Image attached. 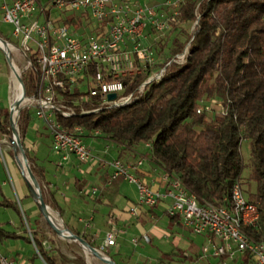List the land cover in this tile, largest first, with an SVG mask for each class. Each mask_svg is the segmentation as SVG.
I'll return each mask as SVG.
<instances>
[{
	"label": "trees",
	"instance_id": "obj_1",
	"mask_svg": "<svg viewBox=\"0 0 264 264\" xmlns=\"http://www.w3.org/2000/svg\"><path fill=\"white\" fill-rule=\"evenodd\" d=\"M178 11L172 46L168 41L170 34L157 45L160 51L169 46L172 56L163 67L188 49L183 63L169 65L161 80L152 81L145 93L130 105L71 119L58 116V119L65 126L80 125L90 132L99 130L102 138L126 149L150 144L144 157L181 179L200 201L231 206L233 187L240 182L260 213L257 226L244 230L251 238L264 242V0H184ZM73 21L80 23L77 19ZM186 34L189 35L184 39ZM154 70L145 66L141 74L128 79L129 92ZM38 79L36 65L34 71L24 73L28 96L34 94ZM212 99L222 104L225 114L198 113V108ZM35 118L33 111H22L19 138L45 203L63 217V210L51 198L53 194L44 187L48 184L45 167L26 146L29 127ZM9 121L10 112L0 108V135L10 136L15 147L7 130ZM246 139L250 141L247 164L242 153ZM15 152L20 153L18 149ZM247 167L249 175L245 184L243 176ZM123 182V177H106L99 187V197L114 202ZM0 206L15 210L22 219V235L0 225V245L24 239L33 247L34 241L46 264H68L65 257L58 262L45 248L15 200L3 198ZM153 208L156 207L150 209ZM168 217L173 223L179 221L175 216L168 214ZM24 219L31 228L33 241ZM80 238L91 244L85 236ZM35 258H40L36 252ZM217 260L218 264L225 261ZM228 264H249V261Z\"/></svg>",
	"mask_w": 264,
	"mask_h": 264
},
{
	"label": "built area",
	"instance_id": "obj_2",
	"mask_svg": "<svg viewBox=\"0 0 264 264\" xmlns=\"http://www.w3.org/2000/svg\"><path fill=\"white\" fill-rule=\"evenodd\" d=\"M183 1L167 0L163 5L174 11L165 15L159 7L137 0H0L3 21L12 26L11 38L16 41L0 37L16 90L10 98L7 127L14 149H18L21 113L29 109L48 126L52 151L62 162L72 158L81 163L93 161V149L86 140L101 137V132H90L80 125L65 126L58 116L71 119L130 105L152 81L161 80L169 65L183 63L188 49L129 92L127 80L141 74L145 66L155 65V53L147 45L148 35L158 39L173 31ZM15 53L22 58L24 70ZM35 65L39 70L38 85L34 94L28 96L23 74L34 71ZM112 94L116 95L114 100L109 98ZM203 112L225 114L217 99L200 106L198 113ZM0 156H5L1 140ZM144 164L143 159L134 163L116 159L111 163L113 178L123 177L137 187L138 201L130 209L132 217H139L143 208L164 205L166 212L177 217L194 236L207 238L202 258H224L221 264L244 259L249 264H264V242L251 238L244 230L257 226L259 209L248 199L240 182L233 187L231 206H217L200 201L181 179L168 172L164 171L160 178L161 187L157 186V179L141 177L138 173ZM120 233L113 225L105 233L102 249L116 247ZM29 234L33 241L30 231ZM61 236L73 239L69 229L62 230ZM144 240L150 242L149 237ZM33 248L43 260L34 241ZM0 264L21 263L0 253Z\"/></svg>",
	"mask_w": 264,
	"mask_h": 264
},
{
	"label": "rangeland",
	"instance_id": "obj_3",
	"mask_svg": "<svg viewBox=\"0 0 264 264\" xmlns=\"http://www.w3.org/2000/svg\"><path fill=\"white\" fill-rule=\"evenodd\" d=\"M139 2H148L151 5L157 6L160 8L161 13L165 15H171V13L174 11L173 8L165 7L163 4L167 0H137ZM163 5V6H162ZM191 26V25H190ZM189 28L191 29V27ZM188 28V30H190ZM88 29H92L91 26L88 27ZM12 31V26L10 24H6L3 21V14L0 13V37L5 40L9 39L11 42L15 43L13 39L11 38L10 32ZM188 33V32H187ZM170 34V35H169ZM168 41L170 42L169 46H172V41L176 37V34L172 31L168 34H166L163 37H159L158 39L155 38L154 35L149 34L147 37V45L152 47V50L155 53L156 59H155V65L153 68H155L154 71H158L161 68H163V64L169 59V57H172L169 51V46L164 49V51H160V47H158L157 43L166 41L167 36ZM189 34L184 35V39L188 37ZM178 36V35H177ZM183 36V35H182ZM165 39V40H163ZM156 42V43H155ZM161 46V45H160ZM171 49V48H170ZM34 52V51H33ZM16 61L18 62L19 67L21 70H24V62L21 57L17 56V53H15ZM24 76V74H23ZM14 92H16L13 82V77L11 73V65L9 63V60L7 58V55L5 51L0 47V108L3 112H7L10 109V98L13 95ZM216 112L219 111V107L216 108ZM32 125H36L37 120L36 118L33 120ZM37 131L41 135L40 138L36 137V134L34 130L29 129L28 131V137L27 139L30 140V142L33 141L35 145L38 144V146L41 147V155L42 159H45L47 161V164L51 167L54 166V162L51 160L53 154L52 151V145L50 140L48 139L49 135L51 136L50 130L47 125H45L42 121L37 124ZM49 131V132H48ZM52 137V136H51ZM0 140L2 141V149L4 152V158L2 159V165H0V175L2 179L4 178L8 186H10L14 190L13 199L20 205H23L24 207V214L29 219L30 225L33 230L37 231L39 239L44 243V246L46 249L50 250L51 254L57 259L58 262L62 261V257H65L68 260V264H107L103 260H101L97 255H94L91 251L86 249L83 244L77 240V239H65L61 236L59 232H57L55 226L61 230L69 229L73 232L75 236H85L87 240L91 243L89 244L90 247L95 248L99 250L102 254H104L107 258H110L113 262L116 264H171L166 259L168 257L174 258L175 260H172L174 264H192L193 261H199V258L201 260V254H202V237L201 236H194L190 231L183 228L180 224H172L170 223L168 217L165 219H152L148 225L147 220H151V218L148 217V215H152L151 212H143V216H139L137 219H134V221L138 224H132L130 226V235L127 236L125 239H128L127 245L124 246V252H121V237L123 234L120 233L117 244L120 245L119 247H112L108 249H102V242L98 239H95L94 237H91L87 232L82 235V231L84 229H77L69 223V221L65 218H62L61 215L54 211L52 208H49L50 215L52 214L56 218V222H50L45 214H42L40 212L39 218L32 216L33 211L28 209L26 207L27 200L24 199L18 188L17 179H16V173L14 172V168L12 166L11 162V155L8 147L10 146V137L9 136H0ZM30 142H27L31 147L30 149L34 148V145H32ZM28 145V146H29ZM143 148V146H142ZM142 148L139 149V151H142ZM242 153L245 159V163L247 164L250 160V141L244 140L242 144ZM14 154V153H13ZM15 155V154H14ZM95 157V155H94ZM18 159V165L19 169L21 171V175L29 181L31 188L33 190V193L37 196V190L36 185L32 182L30 173H29V163H26L23 160L22 153H19L17 155ZM96 159V157H95ZM51 160V161H50ZM77 161V160H76ZM94 161V162H93ZM90 163H80L82 166V169H90L92 168V171H99L100 165H99V159L93 160ZM55 167V166H54ZM68 173V171H67ZM248 175H249V168L247 167L244 172L243 181L245 184L248 181ZM71 176L73 178L78 177L81 181L86 180L87 186H90V188L95 184L97 181H95V174L93 173L91 176L93 178H84L83 175L72 171ZM83 177V179H82ZM69 179H72L71 177ZM128 187L131 189L130 196L133 200H135L136 193L138 192L137 188L133 184H128L129 182L126 181ZM124 182L122 183V185ZM244 184V183H243ZM245 188L246 186L243 185ZM252 190H255V185L252 187ZM93 194L96 193V191H92ZM72 210H75L76 207L72 205ZM32 217V218H31ZM11 219H15L17 222L18 220V213L13 209L3 208L0 207V222H8ZM157 220V221H155ZM25 227L28 231H30V226L27 223V221L24 219ZM92 220H86L84 221L85 225L84 228L87 229L90 225ZM155 221V222H154ZM88 224V225H86ZM160 227V229H163L164 231L168 232L169 235H177L182 239L184 242L180 247L177 248V244L173 245L172 239H153V241L146 242L144 240V236L148 232L149 228L152 226ZM6 226L13 229L12 224L6 223ZM122 228V227H121ZM120 231L122 232V229ZM14 230V229H13ZM125 232V231H124ZM25 235V234H24ZM78 236V237H80ZM132 238H136L131 243ZM185 243V244H184ZM135 246H134V245ZM193 247L189 252H192L194 255H197V253H200V257H197L196 260L190 257V259L187 258H180V255L183 252V250L186 247L191 246ZM117 249L119 251L116 253ZM34 252H36L33 248V251L30 248V245L26 242V240H21V245H19L18 241L9 240L5 243L0 245V253L3 256H7L10 258V256L16 255V254H22L26 258H29L31 256H34ZM140 252V253H139ZM167 252L172 255L168 256ZM174 252V254H173ZM122 256V257H121ZM182 259V260H179ZM205 260V262H204ZM203 262H200V264H218V260L215 258H207L204 259ZM172 262V264H173ZM34 264H45L41 258H35Z\"/></svg>",
	"mask_w": 264,
	"mask_h": 264
},
{
	"label": "crops",
	"instance_id": "obj_4",
	"mask_svg": "<svg viewBox=\"0 0 264 264\" xmlns=\"http://www.w3.org/2000/svg\"><path fill=\"white\" fill-rule=\"evenodd\" d=\"M12 1V0H10ZM1 5V4H0ZM37 120V119H36ZM37 120L36 125H32L31 123L29 129L34 130L36 137L40 138L41 135L38 133L39 131L36 130L37 124H39ZM49 132V131H48ZM50 134V133H49ZM48 139L51 142L52 145V137L49 135ZM30 142V140L27 139L26 141V146L30 150L32 155H36L39 159V163L42 164L45 169H46V180L48 184L44 187L47 192H50L53 194V198L57 204L60 206V208L63 210L64 216L62 218H65L69 221V223L73 226H78L74 228H81L84 229L82 231V235L87 232L91 237H94L95 239H98L102 242L104 241V236L107 231L110 230V228L115 225L118 228L122 229L121 234L123 236L121 237V252H124V246L127 245L128 239H125L127 236L130 235V226L132 224H138L134 221V218L130 214V209L137 203L138 201V192L136 193L135 200L131 198V189L127 186H125L126 181L124 180V184L121 185L119 193L117 197L115 198L114 202L110 203L107 197H99V187L101 186V183L104 181V179L107 177H112L113 175V168L111 167V163L116 160V159H121L125 162H137L141 159L145 161L144 166L142 167V170L138 173L141 177L147 178L151 180L152 178L157 179V186L162 185V181H160V178L163 174L162 168H160L158 165L154 164L153 162L150 161V159H146L143 155L147 151L146 146H139L136 149H126L123 146H118L114 142H111L107 139H104L102 137L99 138H88L86 140L87 144H89L92 149L93 153L96 157L94 160H100L99 165L100 169L99 171H92V168L90 169H82V166L80 165L79 161L75 158H72L68 162H62L60 160V157L57 155H52V161L54 162V166L51 167L50 165L47 164V161L45 159H42L41 155V147L35 145L32 142H30L32 145H34L33 149H30V145L27 143ZM29 145V146H28ZM52 147V146H51ZM142 148V151H139V149ZM11 155V162L12 166L14 168V172L16 173V179H17V184H18V190L21 194V196L27 200V205L26 207L30 210H32L34 218L37 217L39 218L40 212L42 213L40 204L38 202L37 196L33 193V190L31 188V185L25 177L21 175V171L19 169V163L17 159V154L15 152V149L12 144L8 147ZM15 155H14V154ZM54 154V153H53ZM150 156V155H148ZM50 160V161H51ZM94 162V161H93ZM90 163V162H88ZM68 171V173H67ZM72 171H75L86 179L89 176L90 178H93L91 175L94 173L95 174V181H97L93 186L90 188V186H87L86 180L81 181L78 177L75 176L73 178L71 176ZM72 179H69V178ZM82 177V179H83ZM130 184V183H128ZM40 187V186H39ZM161 187V186H160ZM137 188V187H136ZM93 189H97L96 193L93 194ZM41 190V189H40ZM14 190L8 186L6 183L5 179L1 177L0 175V201L3 198H7L9 200H14L13 198V193ZM42 193V192H41ZM75 206L76 209L72 210L71 207ZM1 207V206H0ZM49 208H51L48 205ZM5 208V207H3ZM11 209V208H8ZM20 209L24 214V207L23 205H20ZM151 212L152 215H148L151 220L148 221V225L152 219H165L168 217V214L165 213V206L164 205H159L156 208L150 209L148 207L143 208L141 210V213L139 216H143V212ZM55 211V210H54ZM43 214V213H42ZM145 216V215H144ZM143 216V217H144ZM32 218V217H31ZM169 219V217H168ZM18 222L15 219H11L8 222H0V225H4V227L12 232H16L20 235H22L20 227L22 226V219L18 214ZM86 220H92L90 223L91 225L85 229L84 228V221ZM155 220V221H157ZM154 221V222H155ZM170 221V219H169ZM6 223H11L13 226V229L10 227L6 226ZM172 224H180L183 228H185L179 221L177 222H171ZM88 225V224H86ZM186 229V228H185ZM188 230V229H186ZM36 233L37 231L34 230ZM71 231V230H70ZM125 231V232H124ZM189 231V230H188ZM73 233V232H72ZM172 239V244L173 245H178L180 247L182 243L184 242L180 237L177 235H169L168 232L164 231L163 229H160V227L152 226L149 228L148 232L144 237H149L151 239V242L153 239ZM199 237V236H198ZM202 237V247L203 245L207 242V238L204 236ZM136 238H132L131 243L133 240ZM22 240V239H21ZM21 240H16L19 242V245H21ZM150 242V243H151ZM215 242H218L215 240ZM185 244V243H184ZM120 245L117 244L116 247H119ZM134 245V244H133ZM194 244H192L189 247H186L181 255L180 258L184 257H192L193 259L196 260L197 257H200V253H197V255H194L192 252H189ZM135 246V245H134ZM31 250L33 251L32 245H30ZM112 248V247H111ZM48 250V249H47ZM119 251L117 249L116 253ZM140 253V252H139ZM174 254V252H173ZM167 255H172L170 252H167ZM122 257V256H121ZM10 259H13L14 261L21 263V264H34V256H31L29 258H26L22 254H16L13 256H10ZM205 258L201 257V260L199 258V261H193L192 264H200V262H203ZM172 264V260H175L174 258L168 257L166 259ZM182 260V259H179ZM175 262V261H174ZM173 262V264H174ZM205 262V260H204ZM191 264V263H190ZM212 264V262H210Z\"/></svg>",
	"mask_w": 264,
	"mask_h": 264
},
{
	"label": "water",
	"instance_id": "obj_5",
	"mask_svg": "<svg viewBox=\"0 0 264 264\" xmlns=\"http://www.w3.org/2000/svg\"><path fill=\"white\" fill-rule=\"evenodd\" d=\"M109 98H110L111 100H114V99L116 98V95H115V94H112V95H110ZM16 144H17V147H18L20 153H22V155H23V160H24L26 163H28V159H27V157H26V155H25V152H24V149H23V144H22L21 139H20L19 137H17ZM28 168H29V173H30V176H31L32 182L36 185L37 198H38V202H39V204H40L41 210H42L43 214H45V215L47 216L48 220L52 223V221L50 220L49 207H48V205H47V204L45 203V201H44V198H43V196H42V193H41V190H40L39 184H38L36 178L32 175V173H31V169H30V166H29ZM52 224H53V223H52ZM53 225H54V224H53ZM54 226H55V225H54ZM55 228H56L57 232H59V233L61 234V231H62V230L59 229V228H57L56 226H55ZM72 238H73V239H77V240H79V241L83 244V246H84L86 249H88L89 251H91L94 255H97L98 257L100 256V252H99L97 249L90 247V245H89L85 240H83L82 238H80V237H78V236H75L73 233H72ZM103 261H104L105 263H107V264H116V263L113 262L110 258H106L105 260L103 259Z\"/></svg>",
	"mask_w": 264,
	"mask_h": 264
},
{
	"label": "bare ground",
	"instance_id": "obj_6",
	"mask_svg": "<svg viewBox=\"0 0 264 264\" xmlns=\"http://www.w3.org/2000/svg\"><path fill=\"white\" fill-rule=\"evenodd\" d=\"M50 220L54 223V222H56V218L51 214L50 215ZM99 258L101 259V260H105L107 257L104 255V254H102V253H100V256H99Z\"/></svg>",
	"mask_w": 264,
	"mask_h": 264
}]
</instances>
